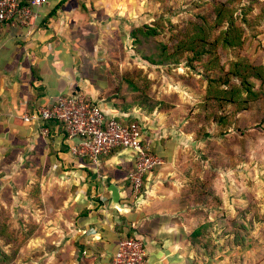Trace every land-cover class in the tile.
Masks as SVG:
<instances>
[{
  "label": "rangeland",
  "instance_id": "1",
  "mask_svg": "<svg viewBox=\"0 0 264 264\" xmlns=\"http://www.w3.org/2000/svg\"><path fill=\"white\" fill-rule=\"evenodd\" d=\"M221 8L240 31L238 46L222 44ZM130 26L83 36L82 90L146 127L144 144L213 224L212 245L194 264H264V99L240 112L224 94L238 83L236 63L264 66V0H143ZM27 187L36 198L27 210H0V264H72L80 212L46 210L47 186Z\"/></svg>",
  "mask_w": 264,
  "mask_h": 264
},
{
  "label": "crops",
  "instance_id": "2",
  "mask_svg": "<svg viewBox=\"0 0 264 264\" xmlns=\"http://www.w3.org/2000/svg\"><path fill=\"white\" fill-rule=\"evenodd\" d=\"M142 1L47 0L31 28L0 32V210H27L36 198L26 187L39 179L48 189L43 195L46 210H57L66 219L80 212L77 228L71 230L79 245L67 260L72 264H111L124 237L142 240L145 264H194L196 258L189 236L201 222L199 213L192 211L178 173L165 169L164 161L134 194L127 179L133 167L128 151L114 150L95 167L69 155L70 144L57 124L50 123L44 137L39 127L21 119L76 90L90 96L107 116L129 121V114L82 90L86 84L80 76L79 47L89 32L133 26ZM156 142L153 146H159ZM112 185L119 204L111 208Z\"/></svg>",
  "mask_w": 264,
  "mask_h": 264
},
{
  "label": "built area",
  "instance_id": "3",
  "mask_svg": "<svg viewBox=\"0 0 264 264\" xmlns=\"http://www.w3.org/2000/svg\"><path fill=\"white\" fill-rule=\"evenodd\" d=\"M46 4L47 0H0V32L5 27L31 28ZM21 119L39 127L44 137L50 133L48 124L56 122L70 144L69 155L95 167L114 150L128 151L133 167L127 179L134 194L141 192L144 177L164 163L144 144L141 123L107 116L98 103L81 91H71L52 105L23 113ZM145 261L142 240L128 237L118 240L111 264H145Z\"/></svg>",
  "mask_w": 264,
  "mask_h": 264
},
{
  "label": "trees",
  "instance_id": "4",
  "mask_svg": "<svg viewBox=\"0 0 264 264\" xmlns=\"http://www.w3.org/2000/svg\"><path fill=\"white\" fill-rule=\"evenodd\" d=\"M224 8L226 9V7ZM225 9H219L216 14L218 24H226V28L222 33V44L225 47L238 46L241 42L238 34L240 31L235 25V21L232 18L231 12L226 11V13L229 14L226 15L224 12ZM242 21L247 24L244 17L242 18ZM234 66L236 67V70L233 71V75L239 79L238 83L236 85H230V89H228V91H226L224 94L226 95L225 99L228 103H236L241 105L240 112H242L248 108V104L250 102L264 99V66L254 67L240 61ZM253 80L259 83L257 89H255ZM224 82L229 85L230 81H228L227 78L225 81H223V83ZM50 123L56 124V122L53 121ZM50 123L48 124V128ZM58 127L61 128L59 125ZM212 225L213 224L211 221L202 220L190 234L189 241L190 244L193 245L192 247H194V251H196V253L212 245L213 239L209 230ZM216 246L217 245L214 244L212 248L214 249Z\"/></svg>",
  "mask_w": 264,
  "mask_h": 264
},
{
  "label": "water",
  "instance_id": "5",
  "mask_svg": "<svg viewBox=\"0 0 264 264\" xmlns=\"http://www.w3.org/2000/svg\"><path fill=\"white\" fill-rule=\"evenodd\" d=\"M110 191H111V201L109 207L112 208L119 204V194L116 187H114L113 185L110 187Z\"/></svg>",
  "mask_w": 264,
  "mask_h": 264
}]
</instances>
